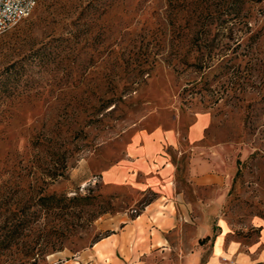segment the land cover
Returning a JSON list of instances; mask_svg holds the SVG:
<instances>
[{
  "label": "rangeland",
  "instance_id": "rangeland-1",
  "mask_svg": "<svg viewBox=\"0 0 264 264\" xmlns=\"http://www.w3.org/2000/svg\"><path fill=\"white\" fill-rule=\"evenodd\" d=\"M38 48L40 61L31 56ZM18 61L0 125V195L90 198L43 216L0 264L22 263L24 244H36L39 264H96L80 257L112 232L115 217L134 219L156 196L132 187L126 174L130 146L156 129L180 139L178 182L193 204L180 219L182 234H208L202 262L220 226L242 252L258 242L264 0H38L0 36V71ZM201 114L210 121L195 155L232 177L198 188L195 200L186 134ZM177 260L174 252L142 257L143 264Z\"/></svg>",
  "mask_w": 264,
  "mask_h": 264
},
{
  "label": "crops",
  "instance_id": "crops-1",
  "mask_svg": "<svg viewBox=\"0 0 264 264\" xmlns=\"http://www.w3.org/2000/svg\"><path fill=\"white\" fill-rule=\"evenodd\" d=\"M210 117L198 115L187 131L186 140L190 145L191 157L187 166L188 183L192 187L193 198L201 187H218L225 184L232 171L212 161H202L195 155L201 148ZM212 151V150H211ZM182 155L180 139L174 131L154 130L131 145L127 172L129 184L140 192L151 191L156 196L143 207L134 219L127 215L115 217L111 233L97 241L85 257H91L96 264H143L142 257L152 252L171 254L178 257L177 264H200L204 256L202 229L194 237H183L180 219H186L193 208L179 187L178 158ZM122 181L126 178L121 176ZM118 182V181H117ZM259 240L248 252L240 246L226 241L223 226L211 242L210 254L203 264H253L264 261V218H256ZM207 232V231H206ZM172 237L173 243L172 244ZM184 252L182 249H186ZM252 250V251H251ZM256 253V254H254ZM78 264V262H73Z\"/></svg>",
  "mask_w": 264,
  "mask_h": 264
},
{
  "label": "trees",
  "instance_id": "trees-1",
  "mask_svg": "<svg viewBox=\"0 0 264 264\" xmlns=\"http://www.w3.org/2000/svg\"><path fill=\"white\" fill-rule=\"evenodd\" d=\"M89 5H91V3H89ZM42 49L43 48H38L34 50L31 56L40 61L41 58H39V55H41ZM19 63L20 61L12 63L0 71V125L3 122V115L7 109L6 104H8L7 102L10 100V94L12 93V87L9 85V72L10 69H17L16 65ZM1 139L0 134V140ZM2 175L3 171L0 168V179L3 178ZM20 191L21 190L15 191L8 195H0V261L5 255L19 247L20 242L23 241L27 232L33 229L43 216L58 210L63 211L72 209L77 203L89 200L90 198L89 196L80 197L76 195L67 197L62 194L43 193L42 191H28L26 193H21ZM149 202L150 201L144 202L141 210L144 206L149 204ZM35 249L36 244H24L20 260L22 263L20 264H39L38 260L35 258L37 254ZM54 251L55 250L47 252V254H51Z\"/></svg>",
  "mask_w": 264,
  "mask_h": 264
},
{
  "label": "built area",
  "instance_id": "built-area-1",
  "mask_svg": "<svg viewBox=\"0 0 264 264\" xmlns=\"http://www.w3.org/2000/svg\"><path fill=\"white\" fill-rule=\"evenodd\" d=\"M38 0H0V36L26 19Z\"/></svg>",
  "mask_w": 264,
  "mask_h": 264
}]
</instances>
